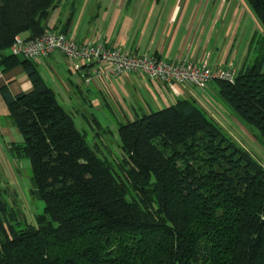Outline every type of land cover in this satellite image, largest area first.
Masks as SVG:
<instances>
[{
	"label": "trees",
	"instance_id": "1",
	"mask_svg": "<svg viewBox=\"0 0 264 264\" xmlns=\"http://www.w3.org/2000/svg\"><path fill=\"white\" fill-rule=\"evenodd\" d=\"M62 1L0 0V66L23 67L33 84L2 89L23 136L11 149L30 159L45 203L36 224L16 223L0 197V264H264V166L194 100L121 123L123 155L112 162L88 144L38 64L9 53L17 35L46 32ZM246 1L264 28V0ZM250 47L257 54L235 81L217 82L264 137V33Z\"/></svg>",
	"mask_w": 264,
	"mask_h": 264
},
{
	"label": "crops",
	"instance_id": "2",
	"mask_svg": "<svg viewBox=\"0 0 264 264\" xmlns=\"http://www.w3.org/2000/svg\"><path fill=\"white\" fill-rule=\"evenodd\" d=\"M70 15L72 24L66 34L79 44L90 40L103 42L133 55L156 56L170 62L201 64L206 61L213 68H232L236 74L252 61L251 43L263 30L246 0H63L51 10L43 24L46 30L59 33ZM21 35L29 38L31 33ZM38 67L43 78L41 68L53 83L46 81L57 99L73 106L81 105L77 110L87 121L90 120L88 115L97 119L95 111L101 112L104 106L121 111L126 120H133L142 113L185 98L194 100L207 115L224 126L222 118L227 111L220 99L217 80L203 89L128 72L108 81L95 78L87 86L84 74L94 72L98 64L87 62L82 71L76 73L65 54L59 51ZM2 89L16 95L30 92L33 84L23 67L4 70L0 66V148L6 144L2 136L6 138L11 126H15ZM112 104L119 108L114 109Z\"/></svg>",
	"mask_w": 264,
	"mask_h": 264
},
{
	"label": "rangeland",
	"instance_id": "3",
	"mask_svg": "<svg viewBox=\"0 0 264 264\" xmlns=\"http://www.w3.org/2000/svg\"><path fill=\"white\" fill-rule=\"evenodd\" d=\"M261 33H264V28ZM256 54L257 51L251 50L250 58L254 59ZM41 72L46 81L53 85L42 68ZM220 99L222 100L221 97ZM58 100L73 115L77 128L86 134L88 144L100 157L112 162L122 159L119 126L126 121V116H123L121 111H112L104 106L101 112L95 111L97 119L93 120V115H88L90 120L87 121L77 110L82 108L81 105L73 106L72 103L64 102L61 98ZM222 102L227 111L226 117L222 118L223 127L237 142L249 149L264 166L263 135L256 127L237 117L235 111L224 100ZM112 107L119 108L113 104ZM1 123L4 124L3 118ZM2 140L6 144L0 148V197L8 202V213L13 211L16 215V223L36 224L37 216L44 212L45 203L34 186L31 161L28 157L18 156L17 152L11 149L13 143L23 141V136L17 127L11 126L10 134L6 138L2 136Z\"/></svg>",
	"mask_w": 264,
	"mask_h": 264
},
{
	"label": "built area",
	"instance_id": "4",
	"mask_svg": "<svg viewBox=\"0 0 264 264\" xmlns=\"http://www.w3.org/2000/svg\"><path fill=\"white\" fill-rule=\"evenodd\" d=\"M56 51L65 54L76 73L82 71V66L87 62L98 64L94 72L84 74L87 86L95 78L108 81L112 77L121 78L128 72H137L160 82L194 85L204 89L214 80L234 82L237 75L232 68H213L206 61L201 64L191 61L170 62L156 56L133 55L103 42L90 40L79 44L74 37L53 30H47L36 38L17 35L9 48L10 54L28 58L37 64H45L47 58Z\"/></svg>",
	"mask_w": 264,
	"mask_h": 264
}]
</instances>
